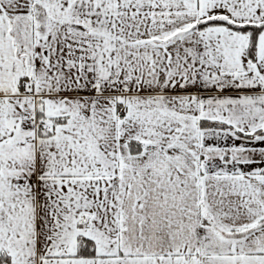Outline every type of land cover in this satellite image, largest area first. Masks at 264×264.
Wrapping results in <instances>:
<instances>
[{"label":"snow or ice","instance_id":"1","mask_svg":"<svg viewBox=\"0 0 264 264\" xmlns=\"http://www.w3.org/2000/svg\"><path fill=\"white\" fill-rule=\"evenodd\" d=\"M0 264H264V0H0Z\"/></svg>","mask_w":264,"mask_h":264}]
</instances>
